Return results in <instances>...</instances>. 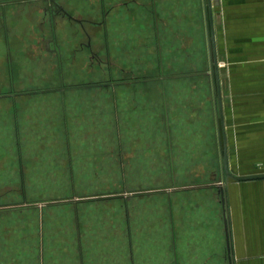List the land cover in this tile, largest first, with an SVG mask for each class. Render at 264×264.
I'll list each match as a JSON object with an SVG mask.
<instances>
[{
    "label": "crops",
    "instance_id": "1",
    "mask_svg": "<svg viewBox=\"0 0 264 264\" xmlns=\"http://www.w3.org/2000/svg\"><path fill=\"white\" fill-rule=\"evenodd\" d=\"M64 1L55 0L58 8L44 0L0 1V101H9L13 117V133L0 131V188L16 178L21 198L0 202V219L14 212L34 218L17 225L18 236L10 226L0 227V264H264V178L222 176L225 196L214 186L223 175V133L229 172L264 174V0H149L145 23L138 20L141 13L130 12L133 0ZM53 61L54 85L27 82L24 73L33 66L34 72L48 71ZM99 72H105L100 80ZM156 85L169 183L125 189L127 195L78 196L77 177L89 158L82 155L103 151L90 140L96 120L91 105L110 93L125 188V108L135 106L130 117L152 122ZM56 89L64 90V151L73 193L34 208L42 196H33L30 186L54 183L57 167L44 166V159L59 150L53 141L43 145L42 117L24 116L33 107L28 95ZM139 89L147 91L144 111ZM94 91L104 96L96 98ZM49 127L57 129L53 122ZM11 134L13 141L7 139ZM6 152H15V164ZM9 167L17 169L15 177ZM161 196L164 209L140 210L146 221L129 206L130 199ZM108 201H121V208L80 207ZM66 204L70 219L62 234L59 207ZM151 216L158 220L151 222ZM63 243L66 262L58 256Z\"/></svg>",
    "mask_w": 264,
    "mask_h": 264
},
{
    "label": "rangeland",
    "instance_id": "2",
    "mask_svg": "<svg viewBox=\"0 0 264 264\" xmlns=\"http://www.w3.org/2000/svg\"><path fill=\"white\" fill-rule=\"evenodd\" d=\"M0 1H7V0H0ZM116 1V0H115ZM125 2L126 0H120ZM128 1V0H127ZM130 1V0H129ZM134 4H130V12L132 15L136 13V15L139 16V21L145 23L146 21H143L145 19L151 18L149 14V10H147V6H149V0H133ZM63 2H66L63 0ZM98 2V0H93L92 3ZM137 3V4H136ZM66 4V3H65ZM144 5L145 8L142 6ZM143 8V9H142ZM128 12L127 10L123 11ZM125 14L124 16H126ZM94 16L99 18V12L95 11ZM128 18V15H127ZM210 60L212 62V54L209 53ZM214 61V60H213ZM46 62V60L43 59V63ZM54 61L49 62L48 64V71L44 68L42 73L39 71H35L34 68L31 72L24 73L26 76L25 79L28 83H31L33 86L37 85H54L55 78H54ZM212 66V65H211ZM213 68V67H212ZM212 68L209 69L210 79L212 81ZM141 73L138 72L137 75H140ZM2 73H0V89L3 88V80L5 79V76L3 78ZM105 72H99L96 76L98 80L104 78ZM42 76V77H40ZM126 76H130V74H126ZM85 80H90L87 76H84ZM42 78V80H40ZM3 79V80H2ZM3 81V82H1ZM39 83L35 85V83ZM41 83V84H40ZM5 86H7L5 84ZM159 85H156L154 88V92L152 93L154 96V101L149 102L153 103L152 106L149 108H152L154 120L152 122H145L143 120H136L135 116L130 117L131 109H134L135 106L126 105V120L125 117L123 119V122L128 124V131L126 132L125 137L123 138V147H124V162H125V169H124V175L126 180V187L124 188L122 184V174H121V168H120V157H119V144H118V138H117V130H116V124H115V110L113 101L110 97V93L108 92L107 99L99 100L100 105H97V103L92 104L91 110L92 113H94V117H96L95 123L93 124L94 127H91L92 129V135L90 136V140H92L94 144H97L102 147L103 151L99 152H92V153H85L82 156H87L89 158L84 159L85 162L82 163V169L80 171V175L77 177V180L81 181L76 183L75 191L78 196L81 195H95V194H122L127 195V190L125 189H132V188H145V187H151V186H164L169 183L168 181V158H167V150H166V142H165V135H164V129H163V121H162V114H161V100H160V90ZM131 91V90H129ZM142 91L139 94V103L145 104L143 105V110H146V95L147 91L144 89H139V92ZM70 94V93H69ZM94 97H101L104 96L103 93L98 94V92L94 91ZM32 96L33 101L31 104H33L32 109L30 111L28 110L27 115L24 116L27 118H30L33 115L36 117H42L43 119V125L46 127H43L42 132V140L43 145L46 143L49 144L50 141L55 142L58 145V152L56 153H48L46 156L47 158L44 159V166H51L54 165L57 167V172L55 170V173L53 175L52 181L54 183H46L41 185H31L30 192H32L33 196H42V199L37 201L34 206V208H40V207H47L48 200L46 199H68L72 196V185L70 183V168H69V162H68V156L66 154V151H64V147L66 146V132H65V124L63 120V109L64 105L62 102V97L64 96V90L62 89H56V90H47L45 92H42L37 95H28ZM93 97V96H92ZM26 99V98H25ZM30 100V99H29ZM29 100L27 101V104L29 103ZM24 100H21L23 102ZM96 101V100H95ZM25 103V101L23 102ZM106 103V104H105ZM149 103V104H150ZM26 106H24L25 108ZM135 111V110H134ZM106 115V117H105ZM23 117V115H21ZM44 118H47L45 121ZM104 118H106V121L101 123V126H99L100 121H102ZM34 119V118H33ZM55 119V121H54ZM132 119V120H131ZM13 117L11 114L10 104L9 101L2 102L0 101V131L3 129H11L13 133ZM53 120V121H52ZM28 121V120H25ZM53 122L54 125L57 126L56 131L51 129L49 125ZM26 123V122H25ZM103 124V125H102ZM30 127V123H26V126ZM34 128V127H33ZM95 128V129H93ZM136 128H138L136 130ZM25 129V128H24ZM27 129V128H26ZM45 129V131H44ZM104 129V130H103ZM81 133V131H80ZM5 138V137H4ZM2 139V138H0ZM7 139L13 141V135L11 134ZM32 144V143H28ZM6 148V147H4ZM130 148V149H129ZM130 152H127L128 150ZM6 150V149H5ZM4 150V151H5ZM8 153V155H7ZM5 157L8 158V161H10L11 165L15 164L17 161V157L15 152H6L4 153ZM78 155V154H77ZM82 159V158H81ZM80 159V160H81ZM52 161V162H51ZM11 174L14 175V177L17 174V169H14V167H9ZM81 168V167H80ZM224 175V174H223ZM223 175L219 176L222 177ZM57 177V178H56ZM13 182L11 184H5L1 186L0 188V202L7 203H18L21 202L20 198V187L17 182L16 178L13 179ZM42 180H46V178H42ZM50 180V179H47ZM215 187H217V192L225 196L226 191V184L224 185L221 183V181H217L216 184H214ZM173 189V188H172ZM175 191H171V193H174ZM1 194H6L5 196H1ZM220 196L219 194H217ZM172 196H179V194H173ZM65 203V202H64ZM121 201H108L104 203H94L91 205H85L80 206L81 208H95V209H114V208H121ZM129 206L132 208H137L140 212V220L146 221L147 217H141V211L143 212L147 209L156 210V209H164V198L161 197H155V198H141V199H130ZM71 208L70 204H66L59 207L60 216H59V224L61 225V229H59L60 232H63L62 234H66V225L68 224V212ZM14 214V215H12ZM25 219V220H24ZM151 222H156L158 220V217H150ZM34 218L31 219V217H19V213H11L5 216V220L2 222V219H0V227L4 226H10L13 236H18L19 231L17 225H20V222L24 221L27 224H32ZM59 238H62L59 236ZM63 241L66 242V237L63 238ZM64 247V248H62ZM61 249H59V257L61 260H64L66 262V256H67V249L66 244L63 243Z\"/></svg>",
    "mask_w": 264,
    "mask_h": 264
},
{
    "label": "water",
    "instance_id": "3",
    "mask_svg": "<svg viewBox=\"0 0 264 264\" xmlns=\"http://www.w3.org/2000/svg\"><path fill=\"white\" fill-rule=\"evenodd\" d=\"M44 1L50 2L58 8L57 4L55 3V0H44ZM66 15L69 16L68 14H66ZM214 64H215V73H216V84L218 87V74H217L218 72H217V62H216L215 55H214ZM218 107H219V117H220L221 129H222V133H223L224 132V122L222 120V108H221L219 93H218ZM223 141H224V148H223V156H222V171H223V174L225 177V181H227L229 179L235 180V181H245V180H254V179H263L264 178V174H256V175H250V176H234V175H232L228 170V161H227L224 133H223ZM217 181L218 182L221 181V177H219Z\"/></svg>",
    "mask_w": 264,
    "mask_h": 264
},
{
    "label": "bare ground",
    "instance_id": "4",
    "mask_svg": "<svg viewBox=\"0 0 264 264\" xmlns=\"http://www.w3.org/2000/svg\"><path fill=\"white\" fill-rule=\"evenodd\" d=\"M223 178L225 179L224 175H223ZM221 181H222V178H221Z\"/></svg>",
    "mask_w": 264,
    "mask_h": 264
}]
</instances>
